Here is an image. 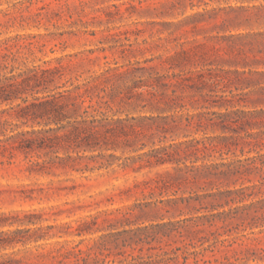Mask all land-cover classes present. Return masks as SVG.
<instances>
[{"label": "trees", "instance_id": "obj_1", "mask_svg": "<svg viewBox=\"0 0 264 264\" xmlns=\"http://www.w3.org/2000/svg\"><path fill=\"white\" fill-rule=\"evenodd\" d=\"M259 9L264 20V6ZM213 15H217L215 10H205L185 21L212 18ZM256 37L258 44L253 49L252 57L244 55L243 67L247 68V72L221 70V73H215L209 68L220 65L216 60L209 61L204 44L186 48L185 42L178 43L179 51L162 63H166L167 70L173 72L169 82L164 83L161 76L150 77L146 82L135 81L128 88L131 96L122 98L121 102L133 112L150 109L164 114L172 109L170 104L174 101L173 97H177L175 89L189 91L193 96L201 95L207 88L209 92H215V89L233 85L246 73L250 75V78L243 79L247 88H250V84L264 85V71H260L261 67L264 68V33ZM12 42V39L0 40V158L12 161L21 154L29 161L27 172L37 176L54 175L56 170L94 173L113 168L116 164L123 171L135 173L171 166V170L157 174L154 179L143 181L136 187L153 192L159 190L160 195H172L160 201L168 208L167 221L166 215H163L156 224L104 236L87 250L78 246L71 249L61 247L45 254L38 252L32 258H18V248L50 240L56 236L49 235L53 227H40L42 216L36 213L0 212V264H65L69 260H74V264H92L90 260L93 255L107 253V258L124 256L127 249L142 253L146 246L149 250L157 249L155 244L168 247L172 240L183 246L173 248L170 253L164 251L155 259L150 256L149 261L140 255L132 257L130 264H189L191 258L194 264H199L201 253L197 250L198 245L203 247L209 242L204 234H217V231L212 232L213 228H229L225 233L229 234L243 227L246 230L263 226V223L257 222L261 217L251 218L249 214L255 205L264 203L263 200L250 204L246 202L254 196L256 189L262 191L264 188V131L252 132L264 127V109L250 112L232 110L230 108H235L234 104L240 102L235 101V97L228 100L222 96L218 101L211 102L207 100L209 105L200 109L217 108L225 112L187 115L184 128H194L197 133L209 127L220 129L223 134L239 135L243 131L245 135L241 138V144L236 141L230 145L217 144L206 137L167 145V134L181 128L175 119L135 113L118 118L109 116L113 101L105 97L110 87L103 86L98 77L96 82L80 81V76L67 79V68L61 64L18 69L15 64L19 52L15 51L16 45ZM248 59H251V64L247 63ZM220 62L231 63L232 60L220 59ZM187 68L190 71L183 74ZM156 69L157 66H152L141 70ZM137 72L140 70H118V78L134 77L139 74ZM171 88H174L172 96L161 92ZM97 91L98 94H95ZM257 93H261L257 99L259 104H264V86L259 87ZM146 95L150 97L148 104L141 105ZM179 107L185 108V105ZM169 119H172V124H168ZM233 125L236 129L232 128ZM230 139L233 140V136ZM221 140L229 139L222 137ZM239 148L242 157L252 152H256V156L232 160L224 158ZM246 148H249L248 152ZM117 150L132 156L123 159L108 154ZM215 155L221 159L218 162L209 161ZM200 161L202 163L197 165ZM253 179H257L259 185L252 184ZM246 183L251 186H246ZM179 192L181 196H177ZM202 211L207 214L199 215ZM188 215L191 216L186 218ZM77 231L79 236L88 232L82 226ZM16 249L18 253H7ZM158 249L164 250L162 246ZM180 258L183 259L181 263Z\"/></svg>", "mask_w": 264, "mask_h": 264}, {"label": "rangeland", "instance_id": "obj_2", "mask_svg": "<svg viewBox=\"0 0 264 264\" xmlns=\"http://www.w3.org/2000/svg\"><path fill=\"white\" fill-rule=\"evenodd\" d=\"M260 6H264V0H0V40H13L15 51L19 52L18 62L15 64L18 69L61 64L67 68V79L80 76V81L96 82L98 77L103 86L110 87L109 94L105 97L113 101V110L109 116L118 118L135 113L175 119L181 128L167 134V145L206 137L217 144L230 145L233 141L241 144V138L245 135L243 131L239 135L223 134L222 130L209 127L197 133L194 128L185 129L184 123L187 115L225 112L224 109L217 108L200 109L209 105L207 100L218 101L222 96L228 100L235 97V101H240L239 104H234L235 108H230L232 110L250 112L264 109V104H259L257 100L261 96L257 91L264 85L250 84V88H247V84L243 82V79L250 78L247 73L225 89L209 92L207 88L202 96H193L189 91L175 89L177 97H173L174 101L170 104L172 109L164 114L150 109L133 112L121 99L131 96L128 88L135 81L146 82L150 77L161 76L164 83H168L173 72L167 70L166 63H162L179 51L178 43L185 42L186 48L204 44L209 61L216 60L220 65L209 68L215 73H221V70L247 72V68L243 67L244 55L252 57L253 49L258 44L256 36L264 33ZM205 10H215L217 15L197 21H185ZM220 59L232 62L222 63ZM250 60H247L248 64H251ZM152 66H157L156 71L141 70ZM128 69L140 72L134 77L119 79L118 70L123 72ZM108 70L110 71L105 73ZM189 71L187 68L183 74ZM260 71H264V68L261 67ZM102 73L105 74L101 75ZM173 89L161 92L172 96ZM145 98L141 105L148 104L150 97L146 95ZM181 104L185 108H180ZM118 111L122 113L118 114ZM171 120L169 119L168 124H172ZM232 128L236 129V126L233 125ZM260 130L264 131V127L252 132ZM231 136L233 140L230 139ZM222 137L229 140L222 141ZM245 151L248 152L249 148ZM108 154L123 159L132 156L121 150ZM254 156L256 152L245 153L242 157L239 148L234 154L224 158L232 160ZM220 159L219 155H215L209 161L218 162ZM201 163L200 161L197 165ZM28 166L29 161L21 154L12 161L0 158V212L39 214L42 216L40 227H53L49 235L56 236L37 245L18 248V258H32L38 252L45 254L61 247L71 249L78 246L87 250L104 236L156 224L163 215H166V221L168 219V208L160 201L171 197L172 193L160 195L159 190H142L136 185L171 170V166L135 173L131 170L123 171L116 164L113 168L94 173L56 170L54 175L43 176L29 174L26 170ZM252 184L259 185V182L253 179ZM246 186L251 184L246 183ZM263 192L264 188L262 191L256 189L254 196L246 203L260 200L264 202ZM177 196H181V192ZM205 214V211L199 213ZM249 214L251 218L261 217L257 222L263 223V226L246 230L243 227L229 234H225L229 228H213L212 232L217 231V234H204L209 242L203 247L198 245L197 250L201 253L199 264H264V203L255 205ZM189 216L191 215L186 218ZM79 226L88 232L79 236ZM211 244H214L212 248L205 250ZM169 245L166 247L164 244H155L156 248L162 246L163 251L158 248L149 250L148 246L142 253L127 249L124 256L118 257L107 258V253L93 255L90 263L130 264L132 257L139 255L149 261L150 256L155 259L164 251L170 253L173 248L183 246L173 240ZM18 249L7 253H18ZM179 262H183V259L180 258ZM188 263L194 264V260L191 258ZM65 264H74V260Z\"/></svg>", "mask_w": 264, "mask_h": 264}]
</instances>
